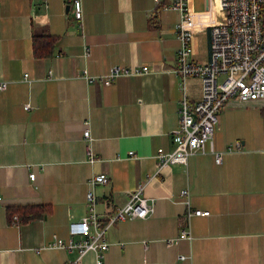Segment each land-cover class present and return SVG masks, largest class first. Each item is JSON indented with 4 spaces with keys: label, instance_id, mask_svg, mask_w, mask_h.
<instances>
[{
    "label": "crops",
    "instance_id": "obj_1",
    "mask_svg": "<svg viewBox=\"0 0 264 264\" xmlns=\"http://www.w3.org/2000/svg\"><path fill=\"white\" fill-rule=\"evenodd\" d=\"M80 1L83 26L72 0H0V79L7 82L0 90V264L74 261L76 251L52 244L67 241L71 222L88 213V191L106 220L141 185L154 210L109 227L104 264H264V100L230 99L214 151L208 144L186 165L158 173V150L174 148L180 120L179 12L162 8L170 0ZM189 7L198 23L192 55L207 62L211 28L225 16L221 0H189ZM43 31L58 37L56 50L35 58L32 35ZM115 65H147L152 72L109 85L80 75L102 76ZM201 90L199 79L188 80L191 101ZM237 142L241 149H230ZM103 173L108 183L91 185ZM27 204L49 205L52 213L11 224L7 206ZM195 209L210 215H193L183 226ZM182 226L191 238L177 239ZM169 239L176 241L168 245ZM79 264H96L95 254Z\"/></svg>",
    "mask_w": 264,
    "mask_h": 264
},
{
    "label": "built area",
    "instance_id": "obj_2",
    "mask_svg": "<svg viewBox=\"0 0 264 264\" xmlns=\"http://www.w3.org/2000/svg\"><path fill=\"white\" fill-rule=\"evenodd\" d=\"M160 2L161 0H155ZM75 18L83 26V9L80 0H72ZM264 0H221V8L225 13L222 21L211 28L210 59L201 62L193 58L192 39L198 26L197 19L189 7V0H170L164 2L165 10L179 12V21L176 25V33L179 41L177 50L176 72L181 77L182 99L179 105V125L173 130L172 139L174 148L166 151L159 148L157 154V172L174 164H187L191 156L207 151V145L213 148V138L216 127L220 122L221 114L226 103L232 98L241 101L264 100V25L261 18ZM89 54L86 47L85 55ZM151 67L121 66L115 65L102 76H92L87 70L81 72V76L93 83L97 79L105 85H109L118 77L143 76L151 73ZM190 78L199 79L202 83L201 97L197 101H191L187 91V82ZM24 79L29 80V74H24ZM7 88V82L0 79V90ZM26 109L31 107L25 105ZM86 140L91 138L90 130L84 132ZM230 149H241V143L237 142ZM88 154L92 159L91 148ZM130 154H133L131 152ZM217 162H221L222 154L216 152ZM34 180L36 175H29ZM154 178L148 176L147 181ZM109 179L106 174L95 175L91 179V185L106 184ZM182 195L189 203V190L182 191ZM2 196L0 195V201ZM89 211L77 222L70 224L69 242L63 244L58 241V247L66 246L69 251H76L77 258L66 264H79L82 257L88 252L95 254L96 264H104V257L110 248L107 238L108 228L117 221L127 218H145L154 210V204L144 194V185L129 192L128 200L105 220L96 211V197L94 190L87 193ZM209 216V210H189L184 219L183 226H189L191 217ZM17 215L13 216V224H17ZM181 227L179 238H191V230ZM176 239L167 240L171 245ZM185 259L186 256H180Z\"/></svg>",
    "mask_w": 264,
    "mask_h": 264
},
{
    "label": "trees",
    "instance_id": "obj_3",
    "mask_svg": "<svg viewBox=\"0 0 264 264\" xmlns=\"http://www.w3.org/2000/svg\"><path fill=\"white\" fill-rule=\"evenodd\" d=\"M262 22L264 25V5L261 13ZM264 32V30H263ZM58 37L47 31L34 33L32 35V49L35 58H48L54 55ZM7 219L13 224V216L17 215L16 225H23L34 220L45 218L52 213V207L43 204H27L17 206H7Z\"/></svg>",
    "mask_w": 264,
    "mask_h": 264
},
{
    "label": "rangeland",
    "instance_id": "obj_4",
    "mask_svg": "<svg viewBox=\"0 0 264 264\" xmlns=\"http://www.w3.org/2000/svg\"><path fill=\"white\" fill-rule=\"evenodd\" d=\"M87 151H88V150H87ZM136 189H137V188H136ZM90 190H91V189H90ZM130 192H131V191H130ZM128 195H129V194H128ZM117 208H118V207H117ZM117 208H116V209H117ZM115 211H116V210H115ZM112 214H113V213H112ZM100 216H101V215H100ZM109 216H110V215H109ZM101 217H102V216H101ZM102 218H103V217H102ZM107 218H108V217H107ZM103 219H104V218H103ZM72 222H74V221H72ZM75 222H77V221H75ZM117 222H118V221H117ZM115 223H116V222H115ZM112 225H113V224H112ZM112 225H111V226H112ZM108 229H109V228H108ZM70 237H71V236H70ZM107 238H108V231H107ZM69 239H70V238H69ZM69 239H68L67 241L57 240V239H56L55 242L52 244V246L58 247V245L55 244L57 241H58V243H59V242H62L63 244H65L66 242H69ZM108 241H109V240H108ZM109 242H110V241H109ZM65 245H66V244H65ZM110 246H111V243H110ZM59 248L67 249L66 246H64V247H60V246H59ZM73 251H74V250H73ZM88 253H89V252H88ZM92 253H93V251H92ZM85 255H86V254H85ZM85 255H84V256H85ZM77 256H78V255H77ZM84 256H83V257H84ZM83 257H82V258H83Z\"/></svg>",
    "mask_w": 264,
    "mask_h": 264
},
{
    "label": "water",
    "instance_id": "obj_5",
    "mask_svg": "<svg viewBox=\"0 0 264 264\" xmlns=\"http://www.w3.org/2000/svg\"><path fill=\"white\" fill-rule=\"evenodd\" d=\"M67 10H69V6H67V8H66Z\"/></svg>",
    "mask_w": 264,
    "mask_h": 264
}]
</instances>
